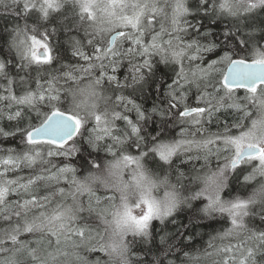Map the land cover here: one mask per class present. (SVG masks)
<instances>
[{
    "label": "clouds",
    "instance_id": "1",
    "mask_svg": "<svg viewBox=\"0 0 264 264\" xmlns=\"http://www.w3.org/2000/svg\"><path fill=\"white\" fill-rule=\"evenodd\" d=\"M0 37V165L56 176L0 207V264H264V75L225 86L264 0H0Z\"/></svg>",
    "mask_w": 264,
    "mask_h": 264
},
{
    "label": "snow or ice",
    "instance_id": "2",
    "mask_svg": "<svg viewBox=\"0 0 264 264\" xmlns=\"http://www.w3.org/2000/svg\"><path fill=\"white\" fill-rule=\"evenodd\" d=\"M204 8H207L208 5L204 4ZM207 39V37H205ZM231 39V37H229ZM260 63H264V61H261ZM258 75H264V69H257L253 67L251 64L246 63L243 60H235L232 64V66L229 69V74L225 78V86L228 87V79L230 78L233 83L239 87H245L248 84H252V82L257 78ZM249 91L255 92L256 88L255 86H252L249 88ZM74 117H68L67 119H55L50 122V124L42 130L43 134L50 135L53 137H63L68 135V133L71 131L72 125L69 123V121L74 120ZM76 126L79 127V121L76 120ZM31 138L29 137V143H31ZM233 143H236L238 146V153H239V141L238 140H232ZM51 143L56 144L55 140H52ZM56 146H60L59 144H56ZM8 152H11L12 149L9 148L7 150ZM51 155V153L49 154ZM170 153L161 152L160 158L161 160H167L169 158ZM259 159L262 164H264V149H260L258 153ZM248 159H254L255 157L249 156ZM7 164H12V158L9 157ZM241 163L240 159H237L233 162V167L236 166V164ZM61 171H66V169H61ZM55 172V169L52 170V172L47 174H40L33 176H30L28 180L25 182L22 178H8L7 171H4L3 165H0V207H2L4 204H7L10 202L9 196L12 194H16L20 197V194L23 193L25 195L24 199H18L15 200V203H17L20 207H27L28 205H34L37 203V197L35 193H31V195H28V193L31 190V187L34 185H39L40 183L44 182L45 180L51 182L56 179V176L53 174ZM6 179V182L4 180ZM144 203L148 205V211L149 215L152 212V204L145 199ZM149 215H145L142 220L136 221V224L139 228L143 229L146 227V221L149 219ZM135 220V218H132ZM33 228L32 225L27 224L24 227L25 233H32ZM146 234V233H145ZM80 235H83V230L80 231ZM179 235V233H177ZM185 235H188L186 232ZM12 241L15 243L17 242V237L13 235L11 237ZM183 242V241H181ZM231 249H228L227 251H230ZM150 251V249H149Z\"/></svg>",
    "mask_w": 264,
    "mask_h": 264
},
{
    "label": "trees",
    "instance_id": "3",
    "mask_svg": "<svg viewBox=\"0 0 264 264\" xmlns=\"http://www.w3.org/2000/svg\"><path fill=\"white\" fill-rule=\"evenodd\" d=\"M0 39H2V37H0ZM86 51H88V54L91 55L92 51H94V50L86 49ZM32 87H35L34 83H33ZM14 90H16V94L18 95L19 94V90L16 89L15 85H14ZM5 127H8L7 122L5 123ZM9 148H15L17 151L21 150L22 146L19 144L18 138H8L6 140L5 139H0V149H3V151L0 152V155H7L8 154L7 150ZM28 174H29V170L28 169H23V170H17L15 172H8L7 176H8V178H13L14 179L17 176H27ZM18 199H20V197L17 196L16 194H12V195L9 196V200L10 201H15V200H18ZM8 223L9 222L0 223V228L7 227ZM219 230L222 231L223 229H219ZM205 231L209 232V233H212L214 235L216 230H214V229H206ZM25 238H26L25 236H21V239H25ZM208 239H209V237L205 236L204 240L201 242V246H207Z\"/></svg>",
    "mask_w": 264,
    "mask_h": 264
}]
</instances>
